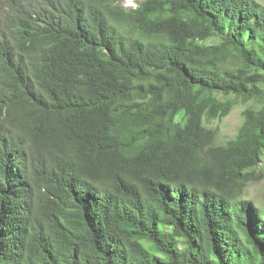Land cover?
<instances>
[{
    "label": "trees",
    "instance_id": "16d2710c",
    "mask_svg": "<svg viewBox=\"0 0 264 264\" xmlns=\"http://www.w3.org/2000/svg\"><path fill=\"white\" fill-rule=\"evenodd\" d=\"M263 177V4L2 0L0 264H264Z\"/></svg>",
    "mask_w": 264,
    "mask_h": 264
},
{
    "label": "rangeland",
    "instance_id": "374dc122",
    "mask_svg": "<svg viewBox=\"0 0 264 264\" xmlns=\"http://www.w3.org/2000/svg\"><path fill=\"white\" fill-rule=\"evenodd\" d=\"M143 0H124L126 6H135ZM264 5V0H257ZM248 104H238L232 112L223 119H214L206 124L217 129V137L215 143L221 144L226 140L234 137L242 122V111ZM261 166V165H260ZM246 199L254 200L258 205L264 204V177L256 182L250 183L243 195Z\"/></svg>",
    "mask_w": 264,
    "mask_h": 264
},
{
    "label": "clouds",
    "instance_id": "9594fccd",
    "mask_svg": "<svg viewBox=\"0 0 264 264\" xmlns=\"http://www.w3.org/2000/svg\"><path fill=\"white\" fill-rule=\"evenodd\" d=\"M2 2V0H0V3Z\"/></svg>",
    "mask_w": 264,
    "mask_h": 264
}]
</instances>
